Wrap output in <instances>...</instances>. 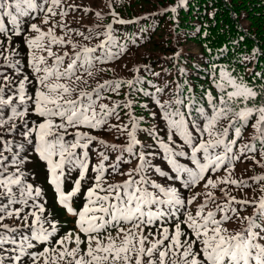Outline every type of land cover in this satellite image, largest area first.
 Wrapping results in <instances>:
<instances>
[{
	"label": "snow or ice",
	"instance_id": "1",
	"mask_svg": "<svg viewBox=\"0 0 264 264\" xmlns=\"http://www.w3.org/2000/svg\"><path fill=\"white\" fill-rule=\"evenodd\" d=\"M187 3L188 0H178V5L170 11L176 13L178 7ZM58 15H68L63 0H0V33L9 46L12 36L22 34L25 19L29 21L28 30L36 33L24 40L29 49L32 79L23 75L14 81L0 72V129L3 130L0 131V264H264V195L238 199L226 188H220V197L212 191L220 185H246L245 181L231 178L235 161L251 158L264 167V163L255 160V155H248L256 153L257 142L264 150V85L257 89L243 78L219 69L218 80L214 82L220 94L205 93L211 114L202 107L197 109L202 124L189 120L191 112L186 115L182 110L191 109L192 101L179 93V85L177 93L167 100L162 99L165 88L155 87L154 93L145 94L152 95L160 109L167 139L149 130L162 153L137 151L136 146L141 144L137 130L142 117L134 115V101L127 99L123 105L114 102L112 106L99 101L111 99L101 95L102 89L107 87L118 93L122 84L133 89L139 81L106 80L91 91L79 88L81 82L87 84L83 74L93 76L94 63L103 62L97 50H103L105 56L110 54L107 45L113 39V24L109 23L104 32L95 35L77 32L85 41L99 40L95 46H88L66 39L73 29L67 23H51ZM96 15L99 17L100 13ZM113 17L116 23H127L119 19L118 13L113 12ZM35 19H40L47 29L31 22ZM57 27L64 29L65 35H58ZM54 45H70L73 51L58 54L53 51ZM0 49H3L0 56H4L7 67L17 74L22 73L20 62H12L5 55L8 47L4 40H0ZM11 51L16 53L14 48ZM49 58H52L51 64ZM139 70L137 67L136 71ZM30 85L34 94L29 93ZM121 107L129 109L128 123L110 125V118L120 119L117 109ZM151 114L157 115L156 112ZM32 116L37 119H31ZM223 121L227 122L226 126H221ZM105 126L126 134L128 143L109 144L92 134V130ZM249 128L251 133L244 142V133ZM94 141L120 155L106 166L108 155L104 151L98 153L99 163L91 166L95 174L91 177L93 183L87 188L83 207L77 211L71 201L81 192L82 182L90 178V146ZM29 152L45 163L57 202L77 217L78 231L56 238L58 221L45 214V203L41 202L43 189L29 181L31 173L26 170V165L32 162ZM125 152L137 161L136 166L126 172L119 166ZM157 155H162L168 170L150 163ZM182 157L194 166L182 163ZM221 168L228 175L213 180L209 173ZM109 169L110 175L125 178L108 183L105 173ZM75 170L78 176L72 189L66 192L65 180ZM252 179L262 183L264 192V176ZM202 181V193L190 198L183 196L180 187L190 191ZM198 197L201 202L193 214L188 206ZM249 207L252 212L242 215ZM13 217L22 222L20 226L28 229L27 233L5 222ZM169 222L173 224L171 229L166 226ZM122 223L129 227H120ZM230 223H236L237 227L230 229ZM109 227L116 228L117 236L109 233L102 239L100 232ZM148 228H156V232L146 234ZM73 243L75 246H70ZM38 245L42 250H37Z\"/></svg>",
	"mask_w": 264,
	"mask_h": 264
},
{
	"label": "trees",
	"instance_id": "2",
	"mask_svg": "<svg viewBox=\"0 0 264 264\" xmlns=\"http://www.w3.org/2000/svg\"><path fill=\"white\" fill-rule=\"evenodd\" d=\"M63 3L64 10L68 11V15L65 17L58 15L53 18L51 23L56 24L57 21L61 24L67 23L73 31L67 34L66 39H71L73 42L95 46L99 43L98 39L85 41L76 33L82 31L85 35L90 32L95 35L96 32H104L109 23L113 24V39L107 45L110 54L105 56L103 50H97V54L103 58V62L94 63L91 68L93 76L88 77L81 73L85 76L87 84L81 82L79 88L91 91L106 80L135 79L139 81L133 89L122 84L118 93L106 87L101 90V95L111 97V99L99 101V103H108L110 106L114 102H120L123 105L127 99L134 101L132 111L138 118L142 117L137 130V138L141 141V144L136 146L137 151L142 150L146 154L162 153V150L158 149L155 144L154 138L149 135V130H155L161 137L167 139V128L160 118V109L155 105L153 96L145 94L154 93L155 87L165 88L162 99L167 100L177 93V85H179V93L185 98L190 97L192 101L191 109L182 108V110L186 115L191 112V115H188L189 120H197L202 124L203 120L197 109L202 107L211 114L205 93L211 91L214 96L220 94V90L214 82L218 80L219 69L223 68L231 72L232 75L243 78L246 83L257 89L264 85V0H188L185 6L177 8L176 13L171 12L170 8L177 6L178 0H63ZM69 4L77 7L68 9L66 6ZM84 9H90V11H84ZM97 12L100 13L99 17L96 15ZM113 12L118 13L119 19L127 21V23H116ZM28 22L25 19L23 32L20 36H12L10 46L6 37L0 33V40H4L5 46L8 47L5 55L12 62L18 60L20 62L18 66L23 69L22 73L17 74L13 69L7 67L4 56H0V65L3 66L0 67V72L8 74L14 81L21 79L23 75H27L30 79L33 77L28 63L29 49L24 40L26 36L31 37L36 33L28 30ZM31 22L40 24L45 30L48 27L41 24L40 19ZM9 27L11 28V25ZM56 32L58 35H65V30L60 27L56 28ZM13 48L16 49L15 54H12ZM257 49L259 51H256ZM53 51L61 54L64 51L71 53L73 49L70 45H54ZM176 52H179L180 55L176 56ZM48 62L51 64L52 58H49ZM66 64L67 58H65ZM145 66L147 67L145 68ZM137 67L140 69L139 72L136 71ZM155 73L159 75H155ZM148 81H151V84ZM33 83L35 82L33 81ZM28 90L30 94H34L31 85L28 86ZM126 94L128 95L126 96ZM117 111L120 114V119L112 117L109 119V124L128 123L126 113L129 109L121 107ZM152 112H156L157 115L153 117ZM31 119L35 120L37 117L32 116ZM226 124V121L221 122V126H226ZM0 131L3 130L0 129ZM250 133V128L245 131L244 142L247 141ZM92 134L109 144L125 145L128 143L126 134H121L116 129L109 130L107 126L92 130ZM229 135L231 136V131ZM175 138L182 142L179 137ZM17 139H19L18 136ZM100 151H104L109 157L104 162L106 166L115 162L116 157L120 155L118 151L107 150L103 145L93 142L90 146V178L82 182L81 192L71 201L73 208L77 211L83 207L87 188L93 183L91 177L95 174L91 172V166L99 163L98 153ZM248 155H255L256 161L264 163V150L260 148L258 142L256 153ZM29 156L32 161L26 165V170L31 173L29 181L34 186L43 189L44 197L41 202L45 203V214H50L58 221L59 232L56 238L62 237L70 231H78L77 217L67 212L66 208L57 202L54 186L48 181L45 163L34 153L29 152ZM180 160L182 163H188L190 167L194 166L186 157H182ZM136 163L137 161L125 152L120 161V170L126 172L129 168H134ZM150 163L165 170H168L169 167L162 155H157L150 160ZM110 172L111 169L105 173L108 183L122 181L125 178L120 175H110ZM209 174L213 180L224 179L228 175L223 168ZM77 176L78 170H75L65 180L64 190L66 192L72 189ZM256 176H264V167H261V164H257L251 158L235 161V167L231 169V178L245 181L246 185L239 187L220 185L212 191L217 197H220L222 196L220 192L222 187L238 199H256L260 195H264V192L261 191L262 183L252 179ZM203 185L202 181L190 191L180 187L179 184L176 186L180 187L185 198H190L195 193H202ZM200 202L201 198L198 197L192 205L188 206V210L194 214ZM251 212L252 208L249 207L241 214L248 215ZM180 219H184L183 214L180 215ZM5 222L18 226L20 232H28V229L20 226L22 222L17 221L14 217L6 219ZM30 222L31 218L28 223ZM119 226L129 227L124 223ZM166 226L171 229L173 224L169 222ZM228 227L235 229L237 224L230 223ZM184 230L187 231L186 228ZM145 232L146 234L154 233L156 228H148ZM109 233L116 237V228L109 227L106 231H101L99 235L102 239H106ZM81 235L83 237V234ZM149 239H153V237L149 236ZM53 243H55V239ZM70 246L74 247L75 244ZM37 250H42V246L38 245Z\"/></svg>",
	"mask_w": 264,
	"mask_h": 264
}]
</instances>
